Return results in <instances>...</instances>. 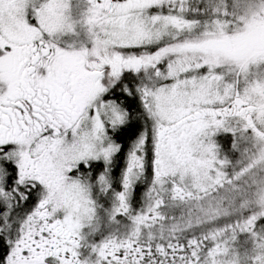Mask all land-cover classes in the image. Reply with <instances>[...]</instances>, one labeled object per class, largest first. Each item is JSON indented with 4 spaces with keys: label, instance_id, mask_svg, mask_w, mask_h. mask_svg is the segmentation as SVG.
<instances>
[{
    "label": "snow or ice",
    "instance_id": "obj_1",
    "mask_svg": "<svg viewBox=\"0 0 264 264\" xmlns=\"http://www.w3.org/2000/svg\"><path fill=\"white\" fill-rule=\"evenodd\" d=\"M0 264H264V0H0Z\"/></svg>",
    "mask_w": 264,
    "mask_h": 264
},
{
    "label": "trees",
    "instance_id": "obj_2",
    "mask_svg": "<svg viewBox=\"0 0 264 264\" xmlns=\"http://www.w3.org/2000/svg\"><path fill=\"white\" fill-rule=\"evenodd\" d=\"M128 103H129V105L131 107H136L137 106V101H135V100H130ZM132 131H135V129H133ZM125 139H127V137Z\"/></svg>",
    "mask_w": 264,
    "mask_h": 264
}]
</instances>
